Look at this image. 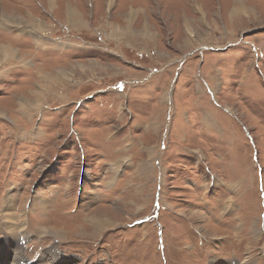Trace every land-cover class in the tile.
Segmentation results:
<instances>
[{
    "label": "rangeland",
    "instance_id": "1",
    "mask_svg": "<svg viewBox=\"0 0 264 264\" xmlns=\"http://www.w3.org/2000/svg\"><path fill=\"white\" fill-rule=\"evenodd\" d=\"M236 1L0 0V260L264 264V0Z\"/></svg>",
    "mask_w": 264,
    "mask_h": 264
},
{
    "label": "bare ground",
    "instance_id": "2",
    "mask_svg": "<svg viewBox=\"0 0 264 264\" xmlns=\"http://www.w3.org/2000/svg\"><path fill=\"white\" fill-rule=\"evenodd\" d=\"M242 1H240V0H238V1H236V4H238L236 7H233L232 9H231V11H230V14H237V12L239 13L240 11H242V10H244V11H246V7L245 6H243V5H240V3H241ZM248 10V9H247ZM9 15V14H8ZM2 16V15H1ZM2 18V17H1ZM4 18V17H3ZM10 18H12L11 16H10ZM10 18H7L5 21L8 23H11L13 20L12 19H10ZM32 18V17H31ZM29 22H31V24H33V23H36V25L37 26H39L40 24H38L37 22H34V20L33 19H30V21ZM6 23V24H7ZM20 23V22H19ZM11 25H12V23H11ZM10 50L9 49H7L6 47H4V46H0V56L1 57H7L9 54H10V52H9ZM12 51V50H11ZM13 54V53H12ZM12 57V56H11ZM48 81V80H47ZM46 83V82H45ZM44 88V87H43ZM31 93V92H30ZM45 93V92H44ZM39 93L38 92H33L32 93V95H34V96H36V98H38L39 99V96H42L41 94L40 95H38ZM24 98V97H23ZM35 98V99H36ZM37 100V99H36ZM28 101H30V100H28ZM27 101V102H28ZM41 101V100H40ZM40 101H38V102H40ZM19 102H20V100H19ZM35 103L37 104V102L35 101ZM21 104V103H20ZM22 105V106H21ZM21 105H19V106H21V107H27V109L26 110H28V109H31V108H28V106H26V105H24V104H21ZM24 105V106H23ZM33 106H35V104H34V102H33V104H32ZM43 105V104H42ZM36 108V107H35ZM34 107L32 108V109H35ZM21 110H25V109H21ZM12 200V197L11 196H7L6 197V204H5V207H4V212H3V214H2V219L4 220V226L6 227L5 228V231L8 233V237L6 238V244H7V241L8 240H10V239H12V240H14V241H16V244H17V242L22 238V234H23V229H22V223H17V219H18V216H16V213H13V212H11V210L13 209V207H11V205H12V203L11 202H13V201H11ZM39 203V205L40 206H42L43 205V208L45 207V206H47L46 205V203L44 202H38ZM25 208L26 207H24V210H25ZM41 208V207H40ZM24 212H26V210L24 211ZM94 220H96V219H94ZM99 227L97 228V230L99 231V230H101V228H103L104 227V229H105V225H98ZM107 228V227H106ZM44 231V230H43ZM45 233V232H44ZM52 236V235H51ZM42 241H45L44 239L42 240ZM5 244V246L6 247H8L9 245L7 244L6 245ZM5 247V248H6ZM11 246H9V248L8 249H6L7 251H5V254H4V257H3V260H0V262L2 263V264H4V258H6V256H7V254L9 253V256H7L8 258H9V263L8 264H17V262H16V259H18V256H17V254H16V249L18 248L17 247V245H13V247L14 248H10ZM20 249H21V247H20ZM19 251V250H18ZM57 259H59V257L57 256ZM6 261H7V259H6ZM21 263V262H20Z\"/></svg>",
    "mask_w": 264,
    "mask_h": 264
}]
</instances>
